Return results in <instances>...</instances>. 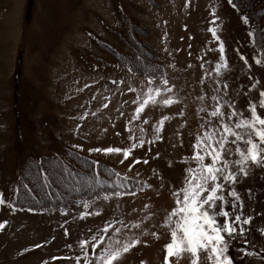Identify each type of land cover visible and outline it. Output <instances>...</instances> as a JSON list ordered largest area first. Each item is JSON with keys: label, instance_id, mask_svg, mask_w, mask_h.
Here are the masks:
<instances>
[{"label": "rangeland", "instance_id": "rangeland-1", "mask_svg": "<svg viewBox=\"0 0 264 264\" xmlns=\"http://www.w3.org/2000/svg\"><path fill=\"white\" fill-rule=\"evenodd\" d=\"M213 5L219 17L216 23L222 22L218 34L225 43L227 60L233 69L226 77L229 95L236 97L239 108H244L248 97L236 96L241 91L238 85H243L246 92L251 83L248 75L258 80L257 89L250 93L255 100L259 88L264 87V66L253 60V55L261 56L249 43L247 32L253 25L248 13L234 10L228 0H188L187 7L185 0H0V193L4 199L12 200V189L22 179L38 199L42 197L41 189L51 198L88 194V190L73 191L77 183L83 188L84 181L62 178L59 168L52 190L45 189L42 181L35 179L37 170L29 160L54 153H63L68 160H73L83 176L89 166L76 160L66 148L113 166L122 176L129 177L130 182L139 179L152 185L150 190L137 192L134 198L122 197L121 210L116 209L117 201L113 199L100 203V215L86 216L83 220L73 219L83 210L74 203L63 216L59 210L30 212L28 207L16 206L13 212L7 204L0 205V222H7L0 229V264H77L75 257L81 256L79 239H87L114 212L119 218L120 211L150 203L152 211H158L159 216L148 223L158 225L165 210L174 206L171 191L181 186L186 167L181 160L191 155L194 136L189 131L195 132L198 123L201 63L211 70L219 57L217 43L207 31ZM119 11L130 21L147 28L142 33L130 27L129 33L133 32L134 39L130 37L128 41L148 43L155 50L163 72L174 85L173 95L181 101L170 106L149 104L136 120H132L137 106L133 101L139 94L136 90L144 89L145 80L144 75L122 68L129 48L121 34L127 26ZM241 15L249 18L248 25L240 20ZM240 55L245 57L249 68L244 67ZM113 80L123 83L113 85ZM203 90L210 91L207 80ZM105 103L108 106L102 108ZM182 109L184 117L179 115ZM85 111L88 115L81 120ZM258 114L264 115V109L258 108ZM245 115H248L246 111ZM164 116L169 119L159 133L161 138L133 149L124 163L118 162L123 159L122 155H89L87 151L90 147H128L130 135L135 139L143 136L146 141L153 139V125L160 127L159 121ZM182 123H185L183 128ZM126 124L130 130H126ZM72 145H82L83 150ZM137 157L141 161L147 159L148 163L134 164L129 170L128 165ZM26 164L30 170L22 173ZM98 171L102 179H111L106 168L99 166ZM249 188L255 195L248 199L244 193V213L253 217L245 226L248 243L245 245L239 235L232 240L228 254L233 264H264V235L261 234L264 169H255L254 176L237 184L241 192ZM64 221H68L64 224L67 236L59 227ZM143 239L147 244L131 249L121 264H140L142 260L145 264H162L165 236L161 235L158 240ZM241 247L257 255L241 258L236 251ZM87 251L91 255L90 244ZM79 264H83L82 256Z\"/></svg>", "mask_w": 264, "mask_h": 264}, {"label": "snow or ice", "instance_id": "snow-or-ice-1", "mask_svg": "<svg viewBox=\"0 0 264 264\" xmlns=\"http://www.w3.org/2000/svg\"><path fill=\"white\" fill-rule=\"evenodd\" d=\"M228 4L237 11L241 7L237 0H228ZM187 6L188 0H185V7ZM215 12L216 7L213 5L212 20L207 31L217 43L216 51L219 52V57L211 70L205 68L204 62L201 63L200 84L202 88L201 95L197 97L200 106L196 110L198 123L195 132L189 131V135L194 136L191 155L181 160L186 165L181 186L171 191L174 206L170 210H165L158 225L148 223L154 217L159 216L158 211H152L153 206L150 203H144L141 208L132 207L127 212L120 211L119 218L114 212L112 217L87 239H79L78 245L83 264H121L125 254L131 249L142 243L147 244L148 241L143 237L158 240L161 235L165 236L166 242L162 245V264H181L182 261L186 264H233V259L228 254L232 240L239 235L247 245L245 237L248 229L245 226L249 225L253 217L244 213V193L248 194V199H251L255 193L250 188L241 192L237 189V184L249 176H254L255 169H264V115L258 114V108L264 109V87L259 88L255 100L251 98L250 93L257 89L259 81L253 80L249 74L248 80L251 83L247 91H243V85H238L241 91L236 93V96L248 97L244 108H239L236 97L229 95L230 86L226 77L231 75L233 69L227 60L225 43L218 34L222 22L216 23L219 17L215 15ZM240 20L245 25L249 24V18L245 15H241ZM247 36L254 48L264 52V29L249 28ZM235 51L238 53V50ZM239 59L244 61L245 68L250 67L243 55H240ZM253 60L257 65L264 66V59L253 55ZM128 72L134 74L135 70L128 68ZM142 75H144L145 87L136 90L139 94L133 101L137 106L132 120H136L149 104L170 106L181 102L179 97L173 95L174 85L169 83L166 72L156 69L152 73ZM206 80L209 92L203 90ZM111 83L119 85L123 81L113 80ZM128 90L133 91L131 87ZM107 106L106 103L101 105L102 108ZM245 111L248 115H245ZM91 114L96 115L95 112ZM87 115L88 112L85 111L80 119L83 120ZM179 115L185 116L183 109ZM168 119V116L162 117L159 121L160 127L153 125L155 133L153 139L146 141L143 136L135 139L130 135L131 143L128 147H90L87 151L89 155L92 153L105 156L122 155L123 159L118 162L124 163L131 156L133 149L145 142L151 144L155 139H160L159 133ZM79 127L80 125H77V128ZM180 127H185V123H182ZM126 130H130L128 124H126ZM140 131L143 132V128ZM177 135L179 136L180 133L177 132ZM72 148L83 150L82 145H72ZM74 158L82 159L78 154ZM53 159L57 160V167L54 168L45 167L46 159L32 161L37 170V178L42 180L45 189L52 190V185L56 183L58 175L57 168H59V175L62 178L84 181L83 188L77 183L73 191H90L87 198L80 197L69 201L68 204L61 203L59 212L62 216L68 214L71 210L70 205L73 203L77 208L83 209L78 213V217H73V219L83 220L86 216L100 215V203L110 202L113 199L117 201L116 209L121 210L120 199L122 197L134 198L137 192L152 188V185L144 180L137 179L130 182L129 177L122 176L121 173L111 168L106 172L111 179H102L98 171L100 162L97 160L83 158V164H87L89 168L81 176L80 172L70 164L56 157ZM141 162L148 163L147 159L141 161L139 157L134 158L128 165L129 170L134 164ZM12 192L13 199H18L19 195H31L27 183H20L12 189ZM157 195H159L158 192ZM5 204L13 212L17 210L13 201H6L0 193V205ZM27 210L45 212L48 208L29 207ZM220 218H223L222 223H220ZM6 223V221L0 222V229L4 228ZM66 223L68 221L59 225L63 228L65 236L68 234L67 228H64ZM261 234L264 235V230H261ZM89 244L92 249L91 255L87 251ZM34 247H40V245H34ZM68 247L71 248V245ZM236 251L241 254V258L257 255L247 247L237 248ZM81 256L75 257L77 264ZM52 259L55 260L57 257H52ZM140 264H145V262L142 260Z\"/></svg>", "mask_w": 264, "mask_h": 264}, {"label": "trees", "instance_id": "trees-1", "mask_svg": "<svg viewBox=\"0 0 264 264\" xmlns=\"http://www.w3.org/2000/svg\"><path fill=\"white\" fill-rule=\"evenodd\" d=\"M241 7V10H244L245 12L248 13L250 20L252 21V25H253V29H264V0H248L245 3H243V1L241 0H237ZM250 1V2H249ZM247 2H249V4L252 5V7H250V5L247 4ZM257 6V7H255ZM121 14L122 12L119 11ZM123 19L125 20L124 22H126V31H123L122 37L126 38L127 40L125 41V43L127 44L128 48H129V53H127L125 55L124 61L125 64H123L122 68L125 69L126 71H128V68H132L135 70L134 73H138V74H148V73H152L154 72L156 69H160L162 70V67L159 63L158 57L155 54V50L148 45V43H145V45H140L137 42H135V40L133 41V43H130L128 40V38H133V32L129 33L130 27H136L139 30L142 31V33H146L147 28L140 26L139 24H136L132 21H130L125 14L123 13ZM128 20V21H126ZM131 40V39H130ZM142 41V40H140ZM132 42V41H131ZM135 44H137V47L134 46ZM259 51V50H258ZM260 56L262 59H264V52L259 51ZM146 60V62L144 63L143 60ZM67 149V152L69 154H74L75 156L78 154L82 159L81 161L83 162V158H88L90 160H97L96 158H92V157H88V156H84L80 153H77L75 151H73L72 149ZM53 157H56L59 160H63L65 163L70 164L73 168H77L78 166L77 164H75V162L72 160H68L67 157L63 154V153H54V154H50V155H46V156H42L40 158H36V159H31L29 160V163L32 164L33 160L36 161H44L45 159L47 160V163L45 164V167L48 168H54L57 167V160L53 159ZM99 161V160H97ZM29 165V164H28ZM28 165L26 164L24 169H22V173L26 172V170H30V166L28 168ZM33 166V164H32ZM99 166L106 168V169H114L115 171H117L116 168H114L113 166L107 164V163H99ZM58 170V168H57ZM118 172V171H117ZM122 175V174H121ZM38 179V178H35ZM40 180V179H39ZM42 181V180H40ZM21 183H25L24 179H22ZM43 183V182H42ZM13 195V193H12ZM19 195V194H18ZM75 195V196H74ZM74 195H63L62 197H58V198H54V197H50L49 195L44 194L43 190H40V199L36 198V196H33L32 193L31 195H26L28 202L25 201L24 199V195H19L18 199H13L12 197V201L15 204V206H20V207H32V208H36L39 209L41 206L48 208L49 211L52 210H59V207L61 205V203L63 204H68L69 201L75 200L77 198L83 197V198H87L90 195V191L88 192V194L84 193V194H75ZM37 201L39 203H37Z\"/></svg>", "mask_w": 264, "mask_h": 264}]
</instances>
